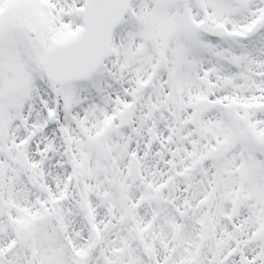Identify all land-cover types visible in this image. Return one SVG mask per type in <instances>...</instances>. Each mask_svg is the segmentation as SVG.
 <instances>
[{
  "label": "snow or ice",
  "instance_id": "6c2138e0",
  "mask_svg": "<svg viewBox=\"0 0 264 264\" xmlns=\"http://www.w3.org/2000/svg\"><path fill=\"white\" fill-rule=\"evenodd\" d=\"M0 264H264V0H0Z\"/></svg>",
  "mask_w": 264,
  "mask_h": 264
}]
</instances>
